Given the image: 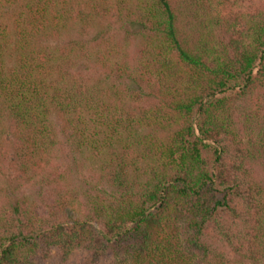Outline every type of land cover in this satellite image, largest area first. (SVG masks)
<instances>
[{
    "label": "trees",
    "instance_id": "trees-1",
    "mask_svg": "<svg viewBox=\"0 0 264 264\" xmlns=\"http://www.w3.org/2000/svg\"><path fill=\"white\" fill-rule=\"evenodd\" d=\"M245 1L0 0V264H264Z\"/></svg>",
    "mask_w": 264,
    "mask_h": 264
},
{
    "label": "rangeland",
    "instance_id": "rangeland-1",
    "mask_svg": "<svg viewBox=\"0 0 264 264\" xmlns=\"http://www.w3.org/2000/svg\"><path fill=\"white\" fill-rule=\"evenodd\" d=\"M257 2H258V0H256ZM261 1V0H260ZM252 2V1H251ZM256 5V4H255ZM247 7V8H246ZM239 9H245V10H251V11H254L253 10V7H251V4H250V0H247V1H245L244 3L243 2H241L240 3V6H239ZM10 156H11V154H10ZM10 156H8L9 158H11ZM5 168L6 169H8L9 171H10V174L9 175H11V176H16V175H18L16 172H14V171H12V170H10V167H9V165L6 163V165H5ZM21 188V187H20ZM26 188L27 187H24V189H21L20 191H21V193H24L23 191H26ZM38 191V189L37 188H34L33 189V187H32V192H29V194L30 195H33L34 193L36 194V192Z\"/></svg>",
    "mask_w": 264,
    "mask_h": 264
}]
</instances>
